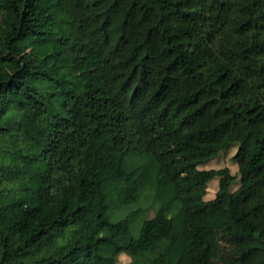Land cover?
I'll list each match as a JSON object with an SVG mask.
<instances>
[{
  "label": "trees",
  "instance_id": "trees-1",
  "mask_svg": "<svg viewBox=\"0 0 264 264\" xmlns=\"http://www.w3.org/2000/svg\"><path fill=\"white\" fill-rule=\"evenodd\" d=\"M120 253L264 264V0H0V264Z\"/></svg>",
  "mask_w": 264,
  "mask_h": 264
},
{
  "label": "rangeland",
  "instance_id": "rangeland-1",
  "mask_svg": "<svg viewBox=\"0 0 264 264\" xmlns=\"http://www.w3.org/2000/svg\"><path fill=\"white\" fill-rule=\"evenodd\" d=\"M230 156H231V149L228 148L226 151L218 153L213 159H211V161L210 160L205 161L206 164H202L198 168H200V169L205 168L206 169V168H210V167L211 168H219V167L226 166L230 170V172L235 174V167H234L233 162L230 160ZM209 161H210V163H209ZM209 181H208L209 186H208V189L206 190L205 196H204L207 199L211 198L213 196V193L217 187V182H216L215 178H212ZM83 198L88 199L91 202L94 201V196L92 193H84ZM91 210H92V208L90 209V212H91ZM90 212L86 215L85 222H88L90 220ZM67 230H68V232H70L72 234H81L83 232V225L82 224L74 225V226L67 228ZM132 232L134 233V229L132 230ZM123 263L133 264L129 256H127L123 253H120L117 256L116 264H123ZM155 264H157V263H155Z\"/></svg>",
  "mask_w": 264,
  "mask_h": 264
},
{
  "label": "clouds",
  "instance_id": "clouds-1",
  "mask_svg": "<svg viewBox=\"0 0 264 264\" xmlns=\"http://www.w3.org/2000/svg\"><path fill=\"white\" fill-rule=\"evenodd\" d=\"M203 169H205V168H203ZM207 169V168H206Z\"/></svg>",
  "mask_w": 264,
  "mask_h": 264
}]
</instances>
